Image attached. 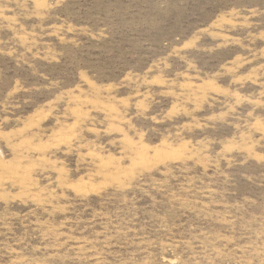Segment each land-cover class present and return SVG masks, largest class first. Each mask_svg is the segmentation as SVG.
<instances>
[{"label":"rangeland","instance_id":"obj_1","mask_svg":"<svg viewBox=\"0 0 264 264\" xmlns=\"http://www.w3.org/2000/svg\"><path fill=\"white\" fill-rule=\"evenodd\" d=\"M0 264H264V0H0Z\"/></svg>","mask_w":264,"mask_h":264}]
</instances>
